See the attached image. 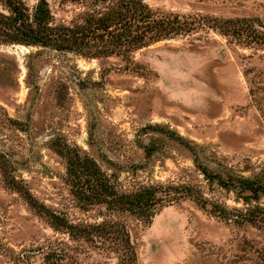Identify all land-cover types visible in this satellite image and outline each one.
<instances>
[{"label": "rangeland", "instance_id": "1", "mask_svg": "<svg viewBox=\"0 0 264 264\" xmlns=\"http://www.w3.org/2000/svg\"><path fill=\"white\" fill-rule=\"evenodd\" d=\"M15 1L0 0V14ZM20 1L30 14L37 3ZM46 1L50 26L81 22L87 9ZM143 1L201 19L128 59L0 35V264L117 263L106 245L54 228L29 196L74 224L123 222L137 264H264V217H244L255 205L264 215V44L221 24L248 17L264 32V0ZM72 151L94 159L119 192L184 183L207 201L176 199L148 222L81 206L67 180Z\"/></svg>", "mask_w": 264, "mask_h": 264}, {"label": "trees", "instance_id": "2", "mask_svg": "<svg viewBox=\"0 0 264 264\" xmlns=\"http://www.w3.org/2000/svg\"><path fill=\"white\" fill-rule=\"evenodd\" d=\"M81 2L87 7L81 22L54 26H50L51 12L46 0H37L31 14L20 0L11 2L8 5L9 14H0V35L9 42L50 44L57 49L75 51L85 56L117 54L128 59L130 53L139 48L191 31L201 19L163 14L153 10L143 0ZM221 21L224 30L231 29L236 35H244L247 42L264 44V32L256 28L253 19L240 17ZM66 163L71 193L84 207L103 204L108 211L128 212L148 222L159 206L176 199L190 198L201 205L207 201L195 186L184 183L153 184L131 192H119L91 157L72 151ZM249 185L242 187L251 188ZM162 191L164 196L158 194ZM30 197V205L38 210L44 209L54 228L64 229L72 238H88L106 245L118 254L116 264H137L136 253L123 222L103 220L92 225L74 224L63 214L46 210ZM261 211L258 205L248 208L245 220L262 222L264 215L259 214ZM57 256L60 257L59 254Z\"/></svg>", "mask_w": 264, "mask_h": 264}]
</instances>
